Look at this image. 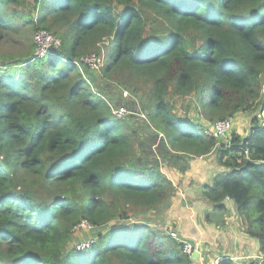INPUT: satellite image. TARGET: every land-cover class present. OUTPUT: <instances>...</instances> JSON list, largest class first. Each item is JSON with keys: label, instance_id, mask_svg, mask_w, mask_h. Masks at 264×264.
<instances>
[{"label": "trees", "instance_id": "trees-1", "mask_svg": "<svg viewBox=\"0 0 264 264\" xmlns=\"http://www.w3.org/2000/svg\"><path fill=\"white\" fill-rule=\"evenodd\" d=\"M18 23L30 26V50ZM39 30L60 43L42 57ZM104 41L93 72L81 59H100ZM112 77L127 78L120 99L136 83L148 89L131 90L135 112L123 120L112 113L121 102L104 96ZM263 88L264 0H0V264H194L146 213L158 217L175 197L160 167L173 168L168 157L183 173L212 154L223 171L203 187L206 220L223 227L234 206L264 256ZM171 97L192 99L203 122ZM247 111L263 118L254 114L245 136L204 135ZM139 135L153 163L137 157ZM85 227L93 235L65 252Z\"/></svg>", "mask_w": 264, "mask_h": 264}, {"label": "crops", "instance_id": "crops-1", "mask_svg": "<svg viewBox=\"0 0 264 264\" xmlns=\"http://www.w3.org/2000/svg\"><path fill=\"white\" fill-rule=\"evenodd\" d=\"M243 115L238 113L231 124V132L240 137L246 135L253 117L251 114ZM213 156L192 160L186 173L163 167L165 171L162 172L176 187V194L163 214L165 218L158 224L167 232H175L180 239L200 246L201 252L194 264L209 263L208 249L213 246L218 250L217 256L229 257L236 264H251L260 254L259 245L245 235L234 206H227L223 227L206 220L207 214L214 216V213L203 198V187L223 171Z\"/></svg>", "mask_w": 264, "mask_h": 264}, {"label": "rangeland", "instance_id": "rangeland-1", "mask_svg": "<svg viewBox=\"0 0 264 264\" xmlns=\"http://www.w3.org/2000/svg\"><path fill=\"white\" fill-rule=\"evenodd\" d=\"M20 26H22V28H23V33H25L26 32V34H27V37L26 38H22V40H19V38H18V36H16L15 35V37H17L18 39H16V41H18V42H20L19 43V45H20V47L21 48H23V47H29L28 49L30 50V43H31V41H32V36H30L29 34V32H27L28 30H29V28H30V26H28V25H26L25 23H18ZM158 25V20H156L155 19V17L154 16H152V15H149L148 16V18H147V22H146V26H148V28H152V27H155V26H157ZM54 36V35H53ZM55 37V36H54ZM56 38V37H55ZM108 44V41H104V43H103V45H101V47H102V49H101V58L99 59L100 61H101V59H103V56H104V52H103V50H104V47L106 46ZM99 46V45H98ZM6 51H8L9 52V50H6ZM37 52H40V49H37ZM87 54H91V55H85V56H83L82 57V59H81V61L83 60V59H86V58H89V57H92V56H94L93 55V53H87ZM96 57V56H95ZM97 58V57H96ZM98 71V69L97 70H95V71H93V72H97ZM99 79V78H98ZM127 82V78H124V77H112L109 81H106L102 86L104 87V96H105V98L106 99H111V100H118V101H120L121 103L119 104V105H117V108H124L125 109V111L127 112V114L125 115V117L124 118H127L130 114H132L133 112H135L134 110H129V108L128 107H132V105L130 104L131 102H132V98L130 97V95H131V90H136L137 92H138V95L139 96H146V94L148 93V89H147V87L145 86V85H143V84H137L136 83V85H134V86H129L130 88L128 89V90H125V91H123V93H122V97H121V99H120V97H119V94H120V88L118 87V85H117V83L118 84H125ZM126 85V84H125ZM130 90V91H129ZM262 93H264V88H263V91H262ZM126 94V95H125ZM193 99H194V97H193ZM196 100V99H195ZM180 101H181V99L180 98H176V97H171L170 98V102H171V104H173L175 107H176V111L178 112V113H180V114H184L183 113V109L185 110L184 112H186V113H188V115H190V117L191 118H194L195 120V123H202L203 122V119H202V117L200 116V117H198V108H197V106H195V104L193 103V101H192V99L190 100L189 98H187L186 100H185V104L186 105H184L183 104V102L181 101V103H180ZM114 103H116L115 101H113ZM128 107H127V106ZM117 108H115V109H117ZM136 108H138V106H137V104H136ZM114 109V110H115ZM189 109L191 110V112H189ZM256 109V108H255ZM256 111V110H255ZM256 113V115H257V112H255ZM254 113V114H255ZM242 114H244L243 116L245 117V115H250L251 114V117H252V115H254L253 113H251V111H247V112H242ZM236 117V116H235ZM235 117H233L232 119H234ZM250 118V117H249ZM118 119V118H117ZM141 121L143 120V119H141V118H139ZM120 120H123V119H120ZM141 121H139V123H142L143 125H144V123L143 122H141ZM198 130H201V132H202V129L199 127L198 128ZM140 142L143 144V148L141 149L138 145L140 144ZM136 145L138 146V150H136L137 152V157H139V156H141V158H142V163L141 164H144V163H153L154 161H156V159H153L154 157H155V155H154V148L153 147H148V144H147V141L145 140V137L144 136H142V135H139V137H138V141H136ZM213 155H215V154H212V155H209V156H211V157H213L214 158V156ZM215 158H216V156H215ZM196 159V158H195ZM194 159V160H195ZM168 160H171V162H172V164L174 165L173 166V168L172 167H167L166 165H164L163 163L161 164V170H163V167H167V168H169V169H174L175 171H177V172H179L176 168V166H175V164H174V158L172 157H168ZM140 164V165H141ZM179 164V163H178ZM140 167V166H139ZM165 170H163V172H164ZM187 172V170H185L183 173H186ZM179 173H181V172H179ZM174 185V184H173ZM181 197H182V195H181ZM165 212V211H164ZM164 212L161 214L160 213V215L158 216V217H156V212L155 211H150V212H148V213H146V217L147 218H150L151 220H161V219H164L165 218V216H163V214H164ZM128 213L132 216V220H141L142 218H144L143 216H140L139 214H141V213H145V212H142V210H140V209H135V208H129V210H128ZM139 215L140 217H137L136 215ZM142 217V218H141ZM130 222V221H129ZM128 222V223H129ZM84 229H86V227L85 228H81V229H79L78 231H75L74 232V235H73V237H72V239H71V241H69L68 242V244H67V246H66V250H65V252H68V251H71L72 250V248H74V246L79 242V241H81V240H84V239H87L88 237H91L92 235H93V233L92 232H88V231H86V230H84ZM178 236V235H177ZM179 237V236H178ZM217 244H218V242H217ZM77 247H78V245H77ZM77 247H76V249H77ZM210 247V246H209ZM209 251H208V254H209V258H208V260H210V262L209 263H205V264H210L211 262H212V260L217 256V254H219V253H217L218 252V250H217V248H216V246H213V247H210L209 249H208Z\"/></svg>", "mask_w": 264, "mask_h": 264}, {"label": "built area", "instance_id": "built-area-1", "mask_svg": "<svg viewBox=\"0 0 264 264\" xmlns=\"http://www.w3.org/2000/svg\"><path fill=\"white\" fill-rule=\"evenodd\" d=\"M33 43L35 45L36 54L39 57L44 56L48 49L57 48L60 45L59 40L55 38L51 33L45 30H39L33 35ZM37 49H40V52H37ZM82 62L86 64L91 71L97 70L100 65V60L95 56L83 59ZM112 113L118 119H123L127 114L125 109L122 107L113 110ZM261 116H263L262 112H261ZM231 123H232L231 118L217 121L206 127L203 133L205 136H209L216 140L225 142L228 139L229 132L231 130ZM226 201L230 202V199L226 198ZM168 233L172 239H174L175 241L179 242V244H181L180 249L184 255L191 257L194 252H200V248H199L200 246L192 244L191 242L188 241L181 240L175 232H168ZM92 243H94V241L85 242L80 244L77 248L86 249L89 248ZM222 259L223 257L216 256L210 264H221ZM252 264H264V256L262 254L256 256Z\"/></svg>", "mask_w": 264, "mask_h": 264}, {"label": "clouds", "instance_id": "clouds-1", "mask_svg": "<svg viewBox=\"0 0 264 264\" xmlns=\"http://www.w3.org/2000/svg\"><path fill=\"white\" fill-rule=\"evenodd\" d=\"M258 118H259L260 120L263 118V116H261V112L259 113ZM231 119H232V118H231ZM232 121H233V119H232ZM231 124H232V123H231ZM210 125H211V124H210ZM208 126H209V125H208ZM208 126H207V127H208ZM205 129H206V128H205ZM230 133H231V130H230V132H229V135H230ZM228 138H229V136H228ZM227 140H228V139H227ZM227 140H226V141H227ZM226 141H225V142H226ZM221 142H223V141H221ZM223 143H224V142H223ZM200 252H201V248H200ZM200 252H199V254H200ZM260 254H261V253H260ZM260 254H259V255H260ZM190 258H191V257H190ZM230 259H231V258H230ZM231 260H232V259H231ZM232 261H233V260H232ZM251 264H252V263H251Z\"/></svg>", "mask_w": 264, "mask_h": 264}, {"label": "water", "instance_id": "water-1", "mask_svg": "<svg viewBox=\"0 0 264 264\" xmlns=\"http://www.w3.org/2000/svg\"><path fill=\"white\" fill-rule=\"evenodd\" d=\"M199 256V252H194L191 256V260L192 261H196L197 260V257Z\"/></svg>", "mask_w": 264, "mask_h": 264}]
</instances>
